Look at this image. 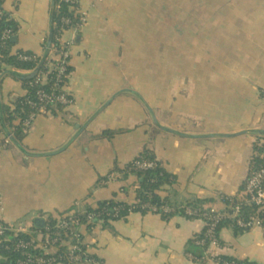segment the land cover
Segmentation results:
<instances>
[{
    "label": "crops",
    "instance_id": "obj_1",
    "mask_svg": "<svg viewBox=\"0 0 264 264\" xmlns=\"http://www.w3.org/2000/svg\"><path fill=\"white\" fill-rule=\"evenodd\" d=\"M52 3L7 0L19 22L16 49L43 54ZM83 7L89 17L72 50L66 87L75 102L58 115L37 117L25 139L34 156L6 139L0 119V223L32 228L74 205L135 203L137 178L123 170L146 148L175 175L171 192L179 201L214 198L213 208L222 211L224 198L236 196L252 171L262 136L250 131L264 130V0H84ZM160 32L166 52L182 53V71L177 78L170 73L166 95L157 78L150 82L149 104L170 130L129 93L89 123L114 95L141 91L142 54L159 47ZM5 73L0 68V112L27 93L22 80ZM106 130L119 133L110 138ZM205 228L203 217L135 211L83 231L107 264H200L191 242ZM220 238L206 253L264 264L263 227L239 237L223 228Z\"/></svg>",
    "mask_w": 264,
    "mask_h": 264
},
{
    "label": "trees",
    "instance_id": "obj_2",
    "mask_svg": "<svg viewBox=\"0 0 264 264\" xmlns=\"http://www.w3.org/2000/svg\"><path fill=\"white\" fill-rule=\"evenodd\" d=\"M7 0H0V68L2 71H9L11 69L29 72L36 69L42 62L47 48L50 46L51 51L44 61L39 73L32 79L23 80L27 93L20 97L14 109L4 107V116L7 123L11 126V131L17 140L25 146V139L27 132L23 131V120L26 119L33 107L29 104V100L39 99L38 92L44 91L51 94H61L66 90L72 76L73 67L68 65L66 71L60 75L58 62V48L61 46L60 32L70 28L78 21V18L71 7V4L66 0L57 1V10L55 16L54 34L51 45L49 44V35L46 38L43 54H36L33 51L16 49L19 34V22L14 16V11H11L6 6ZM69 17L71 23L66 25L63 23V18ZM6 29L11 30V35L7 39H3V34ZM62 38V37H60ZM30 55L32 60L22 59V56ZM35 55L37 57H35ZM18 79V77L13 76ZM73 96L72 93L68 92ZM69 105L61 103H53L49 106L45 115L65 112ZM1 119V114H0ZM2 120V119H1ZM119 131L106 130L105 135L108 137L115 136ZM8 139V137H6ZM3 141L0 140V145ZM10 144V143H9ZM26 147V146H25ZM139 161H151L154 163L153 168L138 167ZM264 164V137L262 136L259 142L254 146V156L252 160V171ZM127 175H133L137 178L136 192L137 199L135 203H127L118 201L115 198L111 200H104L98 203L96 207L85 206L82 210L74 205L70 210L59 213L57 217H50L42 223L33 224L29 233L7 230L3 235H0V264H18L24 261V264H107L106 261L98 254L92 251L90 245L85 238L83 227L86 226L89 232H93L98 225L107 226L113 221L120 220L128 216L131 212L141 211L150 212L154 207H158V211H162V207L169 204L173 210L162 213L164 217L168 218L175 214L187 215L189 217H203L208 222V216L217 214L213 208L216 202L214 198H200L195 197L187 201L181 202L178 200L176 194L170 195L174 189L176 177L170 173L163 161L158 159L154 150L146 148L138 157L123 170ZM247 178V180L249 179ZM242 186L241 191L234 197L224 198V209L221 211L225 217L221 219L217 225V241L221 242L220 233L223 228H231L234 230L237 237L244 235L251 230L249 227H240L236 224L237 219L244 218L246 220L256 217L262 221L264 228V211L249 201L250 195L246 192V183ZM190 207L197 210V214L186 213V208ZM239 207L238 216L235 215L236 209ZM64 215H71L73 218L79 220L78 223L71 220L70 228H62L57 231L54 226L60 223ZM237 216V217H236ZM69 219V218H67ZM210 222V221H209ZM208 226L204 232L198 235L195 240L191 242L194 250L195 260L198 263H205L210 259H214L219 264L224 262H233L239 264H258L249 259H239L229 255H219L218 257H211L207 255L206 251L211 246L210 239L206 236ZM73 232V234H72ZM60 234L61 240L53 249H44L38 247L37 244L31 245L26 249L15 250L18 241H30L35 237L38 240H45L47 236H54ZM8 238L9 240H6ZM205 239V242L201 241ZM75 245L77 247L76 254L80 256V261H71L69 256V246ZM34 258V262L27 261L28 257ZM210 258V259H208ZM40 259H43L39 262Z\"/></svg>",
    "mask_w": 264,
    "mask_h": 264
},
{
    "label": "built area",
    "instance_id": "obj_3",
    "mask_svg": "<svg viewBox=\"0 0 264 264\" xmlns=\"http://www.w3.org/2000/svg\"><path fill=\"white\" fill-rule=\"evenodd\" d=\"M66 1L71 4V7L74 10L78 18V21L74 23L70 28L61 31L60 36L58 37L62 41L61 46L58 48V56L60 58L58 62V67H59L60 75H62L66 71L68 65H70L73 47L77 43V37L80 35L82 27L88 21V17H89V11L84 9L83 7L84 0H66ZM71 22L72 21L69 17L63 18L64 24L69 25ZM9 35H11V30L6 29L3 34V39H7ZM35 57L37 56L35 55ZM22 59L32 60L33 57L30 55H24L22 56ZM38 95H39V99L29 100V104L34 109L33 111L30 112L29 116L23 120V131L24 132H28L29 128L33 125L37 117L42 114H46L49 106L52 105L53 103L72 105L75 102V97L69 96L70 94L64 91L61 94L56 95V94L46 93L40 90L38 92ZM137 165L138 167H141V168H153L155 166L154 163L151 161H139ZM246 192L250 195L249 201L256 204L260 208V210L264 211V164L256 168L253 174L247 180ZM170 195L173 196L174 193L170 192ZM158 210H159L158 207L153 208V211L155 212H169L173 210V208L169 204H167L162 207V211H158ZM216 212L217 214H214L213 216L211 215L208 216V220L210 222L209 221L206 222V225L208 226L207 231H206L207 232L206 236L207 238L210 239V244L214 247L216 245L219 246L217 237H216L217 225L219 221L225 217V214H223L221 211H216ZM186 213L197 214L198 211L190 207H187ZM238 214H239V207H237L236 212H235V215L238 216ZM71 220L75 221L76 223L79 222L77 218H73V216L71 215H64L60 223L54 226L56 233L58 230L62 228H70ZM236 224L240 227H249L251 229L256 226L263 227L262 221L256 217H253L248 220L244 218H239L237 219ZM30 229L31 228L25 224L10 225L6 223H0V235H3L5 231L7 230L13 231L16 234L19 232L29 233ZM61 239L62 238L60 234H56L51 237L47 236L45 240H38L35 237L31 238L30 241L20 240L15 246V250L26 249L29 246L35 245V244H37L38 247H42L44 249L50 250V249L55 248ZM6 240H9V239L6 238ZM201 242L204 243L205 239L202 240ZM76 249L77 247L75 245L69 246V256H70L71 261L81 260L80 256L76 254ZM207 255L208 257L209 256L214 257V258L218 257L216 255H213L211 252L208 253ZM42 260L43 259H40L39 262H41ZM27 261L34 262L35 260L31 256H29ZM213 261L216 262L214 259ZM24 263H25L24 261H20L18 264H24ZM216 263L219 264V262H216ZM200 264H204V263H200ZM223 264H239V263H236V261H233V262H224Z\"/></svg>",
    "mask_w": 264,
    "mask_h": 264
},
{
    "label": "rangeland",
    "instance_id": "obj_4",
    "mask_svg": "<svg viewBox=\"0 0 264 264\" xmlns=\"http://www.w3.org/2000/svg\"><path fill=\"white\" fill-rule=\"evenodd\" d=\"M180 22H182V16L176 17V23ZM176 35L179 36V32H176ZM159 36V47L153 48L151 51H149V49H144L147 51L142 54L144 77L142 88L140 89L141 91H139V93L142 94V96L148 103L150 100L151 79L157 78L159 80L160 95H166L165 88L168 77H170V73L171 77H173L172 75L175 74V78H177L178 74L182 71L181 58L179 59V61L177 60L178 56H182L181 48H175L173 51L166 52V47L162 46L163 44H165L164 38L166 37V32H160ZM168 58L169 60L175 58L176 61L174 63L171 62L170 64V62L166 61L168 60ZM150 69L152 70L153 74L149 73ZM176 82H178V80H176Z\"/></svg>",
    "mask_w": 264,
    "mask_h": 264
},
{
    "label": "water",
    "instance_id": "obj_5",
    "mask_svg": "<svg viewBox=\"0 0 264 264\" xmlns=\"http://www.w3.org/2000/svg\"><path fill=\"white\" fill-rule=\"evenodd\" d=\"M57 1L58 0H53V3H52L51 25H50V31H49V44L50 45L52 43L53 34H54L55 16H56V10H57ZM79 39H80V36H79ZM50 51H51V47L49 46L47 48L46 52H45V55H44V58H43L42 62L40 63V65L36 69H34L32 71H29V72H23V71H18V70L11 69V70L7 71L5 74L6 75H11V76H16V77H18L22 81L23 80H28V79L34 78L39 73V71L41 70V67L43 66L44 61L48 57ZM122 93H129L130 95L136 97L144 105V107L147 109V111L149 112V114L152 117L153 122L156 125H158L159 127H161L164 130H170V129H168V127H166V126H164V125H162L160 123V120H159L156 112L153 110V108L150 106V104L144 99V97L142 96V94L139 93L138 91H134V90H123L120 93H118L117 95H114L113 97H111V99H109L104 105H102L101 109H99L98 111L95 112V114L93 115V117L89 120V123L102 110L106 109L118 95H120ZM0 114H1V119H2V125H3V127L5 129V132L7 134V137L9 138V142L12 145H15L18 149H20V151L24 152L26 155L34 156V154L32 152L28 151L26 149V147L17 140V138L15 137V135L13 134V132L9 129L8 124L6 122V119H5V116H4L3 107L1 109ZM88 124L79 127V131L80 132L77 133V134H80L88 126ZM247 132H249V131H247ZM250 132H252V133H254V134L258 135V136H263L264 137V130H262V129H255V130L250 131ZM181 134H183V133H181ZM51 154H55V153H47L46 156H49ZM38 156H44V155H38Z\"/></svg>",
    "mask_w": 264,
    "mask_h": 264
}]
</instances>
